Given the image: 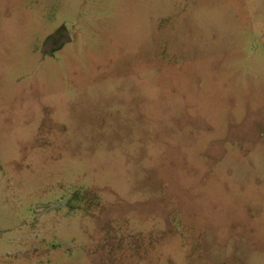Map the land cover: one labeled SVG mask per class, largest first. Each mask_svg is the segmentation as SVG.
<instances>
[{"label":"rangeland","instance_id":"374dc122","mask_svg":"<svg viewBox=\"0 0 264 264\" xmlns=\"http://www.w3.org/2000/svg\"><path fill=\"white\" fill-rule=\"evenodd\" d=\"M0 264H264V0H0Z\"/></svg>","mask_w":264,"mask_h":264},{"label":"flooded vegetation","instance_id":"af4514ba","mask_svg":"<svg viewBox=\"0 0 264 264\" xmlns=\"http://www.w3.org/2000/svg\"><path fill=\"white\" fill-rule=\"evenodd\" d=\"M65 34H66V33H65V31H64V32H58V33H56V35H55V36H56V38H58V39H59V38H61V37L65 36Z\"/></svg>","mask_w":264,"mask_h":264},{"label":"water","instance_id":"95a60500","mask_svg":"<svg viewBox=\"0 0 264 264\" xmlns=\"http://www.w3.org/2000/svg\"><path fill=\"white\" fill-rule=\"evenodd\" d=\"M40 205H36V209H39Z\"/></svg>","mask_w":264,"mask_h":264}]
</instances>
